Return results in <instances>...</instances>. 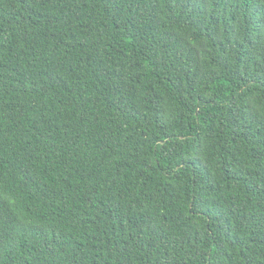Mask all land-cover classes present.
I'll return each mask as SVG.
<instances>
[{
  "label": "trees",
  "instance_id": "16d2710c",
  "mask_svg": "<svg viewBox=\"0 0 264 264\" xmlns=\"http://www.w3.org/2000/svg\"><path fill=\"white\" fill-rule=\"evenodd\" d=\"M0 264H264V0H0Z\"/></svg>",
  "mask_w": 264,
  "mask_h": 264
}]
</instances>
